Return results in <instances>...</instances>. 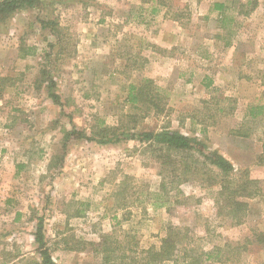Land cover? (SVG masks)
Segmentation results:
<instances>
[{"label":"rangeland","instance_id":"1","mask_svg":"<svg viewBox=\"0 0 264 264\" xmlns=\"http://www.w3.org/2000/svg\"><path fill=\"white\" fill-rule=\"evenodd\" d=\"M215 2L171 0L154 12L140 0H46L0 26L56 40L41 16L58 15L64 41L29 61L16 59L15 39L0 49V76L13 82L0 98V264L42 261L39 217L57 264L99 262L87 242L105 233L159 246L170 226L185 234L176 264H264V0L221 1V20ZM145 78L158 95L134 107L129 85ZM251 105L262 106L256 118L246 116ZM100 125L196 136L232 161L234 175L259 179L261 192L234 224L217 214L220 184H179L144 144L102 143Z\"/></svg>","mask_w":264,"mask_h":264},{"label":"trees","instance_id":"2","mask_svg":"<svg viewBox=\"0 0 264 264\" xmlns=\"http://www.w3.org/2000/svg\"><path fill=\"white\" fill-rule=\"evenodd\" d=\"M45 1H1L0 26L6 24L5 22L8 23L12 15L20 9L39 8L41 10L40 7L45 4ZM58 1L62 2V0ZM140 1L152 4L154 12L161 7L168 8L171 2V0ZM254 6L255 3L250 9L252 10ZM214 8L222 11L224 4L215 2ZM42 23L45 27H51L53 32L62 35L63 38L62 28L57 20H42ZM45 75H49L47 70H44L42 74V76ZM156 90L157 87L151 78H145L140 83H131L129 85L128 101L134 107H139L140 103L150 105L158 95L154 94ZM261 113L262 106L251 105L248 107L246 116L256 118ZM93 133L94 135H100L102 143H118L131 139L144 144V152L149 151L152 157L161 163L163 166L162 171L169 169L176 177L173 181H177L179 184L199 176L209 186L215 183L220 184L217 192L218 198L216 199L217 214H225L231 217L232 220H236V222H233L234 224H241L245 221L249 208V202L246 199L253 198L261 192L259 179L250 177L247 170L239 176L234 175V164L220 151L210 148L204 140L185 134L178 129H173L169 125L160 130L143 129L135 131L100 125L93 130ZM259 163L264 165V143L263 152L259 156ZM166 179L167 177L163 176L160 184L162 191L167 189L168 182ZM43 229V218L39 217L35 234V239L42 254V261L39 264H57L53 260L49 249L45 246ZM184 235L180 228L170 226L167 235L162 239L159 246L142 248L135 236L126 233V240H120L113 232L103 234L100 242L90 241L87 243L93 246L95 255L100 259L99 262L94 264H176L179 243L182 242ZM257 238L260 243H264V232H260ZM207 254V259L213 256L211 252ZM192 264L204 263L199 259H195Z\"/></svg>","mask_w":264,"mask_h":264},{"label":"crops","instance_id":"3","mask_svg":"<svg viewBox=\"0 0 264 264\" xmlns=\"http://www.w3.org/2000/svg\"><path fill=\"white\" fill-rule=\"evenodd\" d=\"M1 1H3V0H0V2ZM217 1H220V3H223L221 1H224V0H217ZM32 9H36V10L38 9L39 10V8H27V9H24V14L26 15L27 13H30ZM161 12L165 13L164 10H162ZM221 12L222 11H218V14H216L218 20H221V17H222V14H220ZM128 13H130V12L128 11ZM209 15L210 14L206 15L205 17H208ZM57 16H56L57 22H59V24H60V16H58V17ZM41 19L44 20L45 17L43 18L41 16ZM14 22H15V20H14ZM11 25L12 24H10L8 29L12 28ZM218 27L220 30L221 29L223 30V28H224V27L220 26L219 23H218ZM35 32L36 33H34L33 35H30V36H33V38H34V40L32 41V39H29L30 37L24 36V32H21V34H17L15 37V33H13V29H10L9 33H3V31H1V28H0V49L4 50V47H8L6 45H9L8 48L10 50L11 49V47H10L11 42L10 41L12 39H15L14 41H16V46L14 47V50L16 51V59L21 60V61H29V60H32L34 58H38V57L40 58L42 52L45 51L49 45H52L54 47V46H56L57 42H60V43L64 42L62 35L60 36L53 31H52L53 33L51 36H53V37L55 36L56 40H50L49 38H47V40H45L44 37L42 38L40 28L36 29ZM218 35H221V34L218 33ZM26 43H28V45H26ZM28 52H30V53H28ZM1 75L2 76H0V83L2 82L3 85L0 86V98L2 95L1 92H3L6 87L12 86V84H13L10 76H7V74H3V73ZM8 81H9V83H8Z\"/></svg>","mask_w":264,"mask_h":264}]
</instances>
